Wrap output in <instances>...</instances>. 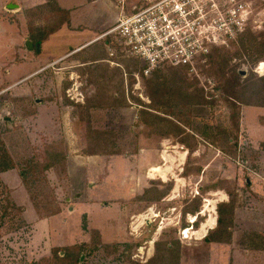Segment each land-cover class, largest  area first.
<instances>
[{
	"label": "rangeland",
	"instance_id": "rangeland-1",
	"mask_svg": "<svg viewBox=\"0 0 264 264\" xmlns=\"http://www.w3.org/2000/svg\"><path fill=\"white\" fill-rule=\"evenodd\" d=\"M152 1L22 0L23 13L17 15L15 8L7 7L11 3L0 0V62H5L0 64V85L20 80L66 53L38 76L9 84L0 96V150L10 159L5 164H12L7 173L0 172V264H53L55 249L63 256L67 247L78 249L79 264L145 263L153 256L156 241L171 237L181 242L180 264H264V198L258 190L264 178V110L249 107L241 112L237 146L229 134L216 129L231 126L225 107L195 105L182 111L181 122H189L184 125L189 132L186 140L196 146L187 156L176 142L177 129L162 138L158 129L150 132L137 123L141 106L149 102L142 80L147 78L140 75L139 62L132 66L138 70L129 72L128 59H118L120 66L104 62L82 67L80 57H67L82 40L98 36L122 15ZM61 5L69 9L67 23L42 44L41 51L28 49L23 36L32 26L29 15L39 16V23L48 28L50 9ZM250 12L248 26L263 31L264 0H251ZM262 62L253 64L247 56L232 60L246 75L254 65L258 76H264ZM169 70L162 72L171 79L174 74ZM119 71L124 75L120 87ZM103 74L116 78L105 79ZM188 78L197 79V87L206 91L215 85L198 65L189 70ZM121 90L128 105L120 103ZM112 93L116 97L120 93V101L113 100ZM96 131L108 134L105 146L115 153L86 152ZM54 141L66 144V171L58 175L48 169L38 186L31 179L30 166L43 160L46 145ZM26 179L29 183H24ZM158 179L172 185L163 199L151 204L137 199L147 187L165 189ZM219 181L239 193L232 239L209 243L204 241L212 229L207 221L215 217L214 205L222 197L207 187ZM196 195H202L200 213L207 221L196 229H181L184 200ZM46 201L58 210L48 215L39 212L37 205L43 208Z\"/></svg>",
	"mask_w": 264,
	"mask_h": 264
},
{
	"label": "trees",
	"instance_id": "trees-1",
	"mask_svg": "<svg viewBox=\"0 0 264 264\" xmlns=\"http://www.w3.org/2000/svg\"><path fill=\"white\" fill-rule=\"evenodd\" d=\"M150 3L151 2L141 5L131 12H136ZM69 16L70 12L68 9L60 6L57 8L53 7L50 9L46 17L50 20L49 27L45 28L39 23L40 17L38 16L36 18L34 14L31 13L29 17H32L33 20L31 22L32 26L30 30L35 31L37 29L40 31V29L43 28L41 33H39L40 35L34 36L38 37V39L34 41L42 44L48 36L55 33L67 23L70 18ZM35 20H37L38 23ZM36 24H39V26L35 29ZM105 31L101 32L99 35ZM109 46H113L117 50L116 55L113 57H110L109 55ZM120 47V44L117 43L113 36H106L88 44L86 47L72 52L68 57L71 58L72 56L71 59L73 60L80 57L82 67L104 62L111 64L108 60L117 62L120 58L128 59L130 62L128 63V66H126L127 70L129 72L137 71L138 69L135 70V63H140V61L137 58L123 55L120 52ZM232 52H234V54H232ZM244 56H247L253 64L264 59V30L257 33L256 29L252 26H248L238 35L236 41L230 43L228 46H216L204 60L199 61L198 67L204 70L206 74L212 76L215 80V85L208 91L204 88L197 87V79L194 80L188 78L189 67L185 65L173 66L170 64H162L158 69L153 70L148 76L144 75L143 71H141L140 75L147 78L142 80L146 82V95L149 102L141 106L137 123L146 126L150 132H154L158 129L162 138H169L172 136L173 129H177L175 132L179 136L176 142L182 146V149L187 150V156H189V154L196 149V146L192 147L186 140L188 137L186 134H189V132L187 133V129H185L184 125L189 122L185 124L181 122L184 121L182 119V116L184 115L182 114V111H191L195 105L225 107L228 114V121L231 126L221 128L216 127V129L219 130L220 133L229 134L230 136H228L234 142V146H237L241 130L240 121L242 108L244 106L264 107V76H258L256 74L253 69L254 65L250 66L246 75L244 69H241L240 66L233 65L232 63L234 58H241ZM118 62L120 63V61ZM118 62V65L115 66H120L121 63L119 64ZM132 62H134V64H132ZM163 69H170L168 72L174 74L171 79H169V76L165 75V72H162ZM174 70H178V72ZM180 71L182 72V75H180ZM119 75L120 78L118 79L117 85H124V75L121 71H119ZM244 75L246 76L243 77ZM103 77L105 79L116 78L113 77V75H109V78H107L104 74ZM113 93V100L117 99L120 101L121 93L123 102L120 103L128 105L126 104L125 92L123 90L120 91L118 97L114 96ZM87 98L89 99V97ZM14 101L17 100L14 99ZM162 109H165V111ZM101 134H99V131H96L95 134L93 133L91 135L86 151L88 154L115 153L113 149L105 146V144L107 145L108 137L106 135L108 134L105 132H102ZM262 146L264 149V143H262ZM66 157V144H64V142L54 141L47 144L43 160L36 163L34 166H30L29 173L31 174V179L38 182L39 186L40 183L46 179L45 176L41 177V175L48 169H54L58 175H61L66 171ZM9 160L7 153H2L0 150V172L12 167V164H5ZM158 180L161 184L166 186L165 189L161 190L157 186L147 187L143 190L142 194L138 195L137 199L146 204H151L163 199L167 192L170 191L172 185H166L163 180ZM24 183H29V180H24ZM153 185H155V183ZM31 189L32 186L30 187V190ZM207 189L210 191L225 189L224 191L227 194L228 199L219 201L216 204V224L208 231L207 235L204 236V241L209 243H228L232 239L231 227L233 225L237 197L239 194L238 190L236 192L234 188L225 187L224 185L221 186L220 181L219 185H210ZM41 193L44 192L41 191ZM44 195L46 196V194ZM42 200L43 199H40L38 203ZM202 206V195H196L193 198L186 197L183 210L185 220H183L181 229L191 226L196 229L201 225L205 219L200 213ZM36 209L39 212H43L44 215L54 213L58 210V208L55 209L52 206L51 202L49 203L47 201L44 203L43 208H39L37 205ZM187 215H192L195 217V220L193 222L188 221ZM94 242L96 243L97 241ZM77 250L76 247H67L65 248L66 253H64L63 256H60V249H55L53 264H79L81 256ZM180 260L181 242L178 239L171 237L168 239H158L155 244L153 256L145 263L136 260L132 261L131 264H180Z\"/></svg>",
	"mask_w": 264,
	"mask_h": 264
},
{
	"label": "built area",
	"instance_id": "built-area-1",
	"mask_svg": "<svg viewBox=\"0 0 264 264\" xmlns=\"http://www.w3.org/2000/svg\"><path fill=\"white\" fill-rule=\"evenodd\" d=\"M250 9L251 0H154L122 15L91 43L113 36L123 55L140 61L146 76L162 64L185 65L194 71L216 46L236 41L248 26ZM108 52L113 57L117 50L109 46Z\"/></svg>",
	"mask_w": 264,
	"mask_h": 264
},
{
	"label": "crops",
	"instance_id": "crops-1",
	"mask_svg": "<svg viewBox=\"0 0 264 264\" xmlns=\"http://www.w3.org/2000/svg\"><path fill=\"white\" fill-rule=\"evenodd\" d=\"M4 3L6 2L7 4H9V3H11V5H8L7 7L9 8V9H11V10H13L14 8H15V11H16V13H18L17 15H19V14H22L23 13V11H22V8L24 7L23 5H22V0H2ZM43 1V0H42ZM17 5V6H14V5ZM37 5H39V3L38 4H30V6H28V8L29 7H32V8H34L35 6H37ZM60 7H62V8H65V9H68V8H66V7H64V6H60ZM17 9V10H16ZM69 10V9H68ZM19 12H21V13H19ZM17 15H16V17H17ZM18 18V17H17ZM27 30V32H26V37L25 36H23V38H25L26 39V43H25V46L28 48V49H31V48H29L28 46H27V41H32L33 42V44H34V48L33 49H35L36 50V42L34 41V36H37V35H40L39 34V31L38 30H35V31H31L30 32V29H29V27L26 29ZM56 33V32H55ZM55 33H53V34H51L50 36H48V38L43 42V43H45V42H49V39L51 38V36H54V34ZM97 37V35L95 36V37H93V38H90V39H86V40H82L81 42H83V44H81L80 46H75V47H79V49H81V48H83V47H86L88 44H90L91 43V41H93V39H95ZM36 39V38H35ZM42 43V44H43ZM40 44V43H39ZM42 44H40V50L39 51H41V47H42ZM13 45H15L16 47H20V45L19 44H13ZM73 46H70L69 47V49H71ZM23 48V47H22ZM61 56H56L55 58H53V59H51L50 60V62H48V63H46V64H41V65H39L37 68H35L34 70H31V72H28V74H25L24 76H21V77H19L18 79H20V80H17V81H15V82H12V83H6L5 85H0V91H2V90H8L9 88H7V86L9 85V84H11V85H13V86H16V85H18V84H20L21 82H22V80L23 79H29V78H34V77H36V76H38L40 73H42L43 72V70H45L47 67H51V66H53V64H55V62L57 61L56 59H61V57L63 56V55H66V53L65 54H60ZM68 57V56H67ZM17 60H19V58H17ZM1 63H5V62H0V64ZM8 73H9V70H8ZM0 79H1V77H0ZM4 79H7V77L6 78H4ZM2 81V80H1ZM1 81H0V83H1ZM38 101H40L39 99H38ZM249 107H251V108H256V110L259 112H261V110H264V107H254V106H244L243 108H242V115H243V112L245 111V110H247L246 108H249ZM259 109V110H258ZM256 111V112H257ZM261 158H264V151L262 152V156H261ZM261 164H262V168H263V170H264V161H263V159H262V161H261ZM4 172H6L7 173V170L6 171H4ZM263 180V182H262V184L261 185H259L258 187V190H261V192H260V194H259V196H261L262 198H264V178L262 179ZM251 180L250 179H247L246 180V183L249 185V184H251ZM213 191V190H212ZM255 191V190H254ZM256 193H257V191H256ZM212 194H219L222 198H220L219 199V201L221 200H226V198H228V196H227V194L225 193V191L224 190H216V191H214V192H212ZM218 201V202H219ZM218 202H216L215 203V205H214V209H213V212H214V214H215V217L214 218H212V219H210L209 221H207L206 219V221H207V223H208V225H211L212 224V228L215 226V224H216V218H217V214H216V204L218 203ZM201 212H202V210H201ZM203 215V214H202ZM204 216V215H203ZM204 220V221H205ZM203 221V222H204ZM202 222V223H203ZM202 223H201V225H202Z\"/></svg>",
	"mask_w": 264,
	"mask_h": 264
},
{
	"label": "water",
	"instance_id": "water-1",
	"mask_svg": "<svg viewBox=\"0 0 264 264\" xmlns=\"http://www.w3.org/2000/svg\"><path fill=\"white\" fill-rule=\"evenodd\" d=\"M14 6H17V5L15 4ZM27 46H28L29 48H31V49L34 48V44H33V42L30 41V40L27 41ZM36 49H37L38 51L40 50V44H39V43L36 44Z\"/></svg>",
	"mask_w": 264,
	"mask_h": 264
},
{
	"label": "bare ground",
	"instance_id": "bare-ground-1",
	"mask_svg": "<svg viewBox=\"0 0 264 264\" xmlns=\"http://www.w3.org/2000/svg\"><path fill=\"white\" fill-rule=\"evenodd\" d=\"M261 66H262L261 68H264V62H262ZM205 226H206V225H205Z\"/></svg>",
	"mask_w": 264,
	"mask_h": 264
},
{
	"label": "clouds",
	"instance_id": "clouds-1",
	"mask_svg": "<svg viewBox=\"0 0 264 264\" xmlns=\"http://www.w3.org/2000/svg\"><path fill=\"white\" fill-rule=\"evenodd\" d=\"M195 220V217H194V219L192 220V221H190V222H193ZM186 229V228H185Z\"/></svg>",
	"mask_w": 264,
	"mask_h": 264
}]
</instances>
